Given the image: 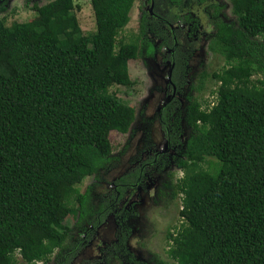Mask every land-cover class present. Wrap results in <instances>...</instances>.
<instances>
[{
    "label": "trees",
    "instance_id": "trees-1",
    "mask_svg": "<svg viewBox=\"0 0 264 264\" xmlns=\"http://www.w3.org/2000/svg\"><path fill=\"white\" fill-rule=\"evenodd\" d=\"M90 2L89 34L72 0L37 5L29 21H0V264L50 262L97 213L92 188L82 195L79 185L100 179L112 161L111 133H128L136 120L111 91L136 82L137 41H118L135 0ZM231 7L227 22L215 6L209 38L227 66L193 86L202 93L211 77L214 100L189 98L190 133L176 163L184 175L169 172L159 192L185 220L173 231L167 224V259L154 264H264V0ZM116 250L126 264H146Z\"/></svg>",
    "mask_w": 264,
    "mask_h": 264
},
{
    "label": "flooded vegetation",
    "instance_id": "flooded-vegetation-1",
    "mask_svg": "<svg viewBox=\"0 0 264 264\" xmlns=\"http://www.w3.org/2000/svg\"><path fill=\"white\" fill-rule=\"evenodd\" d=\"M40 1L0 0V21L4 19L7 21L9 15L13 16L20 7L28 8L35 15L33 10L35 6H43L54 0L44 4ZM227 4H231V0H135L131 12L135 18L131 39L137 41L138 52L134 63L136 65L141 62L145 66L143 83L148 86L137 110L136 120L141 121L140 125L131 128L132 134L128 133L129 141L114 156L112 162H116L115 159L118 158V164L124 162L123 166L119 167L120 170H114V174L117 175L113 177L116 178L115 180H121L122 176L127 177L137 170L140 172L125 183L114 182L113 190H117L114 197L111 194L96 197V185L92 183L86 185L83 193H87L89 188H92L90 194L93 203L96 204L97 213L90 215L82 228L76 229L81 235L77 240V247L81 248L80 252L90 247L96 256L101 254L98 257L101 264L107 251L111 250L117 254L116 248L122 247L130 253L134 252L128 247L131 246L128 240L131 234L139 235L140 231L136 225L140 227V220L144 227L149 229L148 237L156 229L159 215L157 208L150 204L156 195L153 197L152 186L149 184L151 180L147 185L140 184L142 175L144 171H155L159 175L158 178L153 174L147 176L160 182L162 176L160 172L175 167L176 162L180 160V155L176 157L173 153L177 148L182 149L183 153L181 144L186 142L190 133L186 125L189 98L196 96L193 86L197 85L199 75L207 67L205 63L207 59L205 61L204 59L209 50L211 35L205 29L215 28V6L220 8L218 17L225 20L222 12ZM74 6L76 11L78 6ZM154 124L159 128L158 136L155 135V130H152ZM132 136H134L133 142L130 140ZM177 139L179 141H176ZM140 142L142 144H139ZM131 146L136 152L130 153L127 160L121 161L122 156ZM140 192L143 193L141 196L143 199L139 198ZM103 200H106L104 205L101 204L103 210H99L101 207L98 205L104 202ZM158 200L162 204L159 196ZM138 207H143L145 210L141 218L138 217L140 216L137 212ZM128 216L130 219L134 218L132 223L128 221ZM145 222L149 225L145 226ZM118 223L117 237L113 236L110 242L98 240L101 228L116 226Z\"/></svg>",
    "mask_w": 264,
    "mask_h": 264
},
{
    "label": "rangeland",
    "instance_id": "rangeland-1",
    "mask_svg": "<svg viewBox=\"0 0 264 264\" xmlns=\"http://www.w3.org/2000/svg\"><path fill=\"white\" fill-rule=\"evenodd\" d=\"M48 1H51V0H41L40 2H42L44 4ZM72 1H73L74 5L78 6V8H76L75 12H76V15L78 17L80 27H81L82 31L84 32V34H89V33L95 32V30H96L95 16H94V12H93L90 0H88V1L72 0ZM226 6L227 7L222 12V14H223L225 20L227 22H229L233 18L232 13H231L232 7H231V4H227ZM7 14H9V12ZM14 15L13 16L9 15L10 17L6 21L7 26L13 25L14 22L29 21L35 17L33 12H30L28 10V8H22V7L18 8V11ZM134 25H135V18H134V14H132L129 24L120 32L119 37H118V41H121V40H124L126 42L131 41V38L133 37ZM205 30H207L209 35H211L210 37H212L213 29L211 27H206ZM204 61L207 64V67L205 68L204 71L209 73V74H212L213 72H221L227 66V63L225 62V59L223 57H221L218 54H212L209 52V50L207 51V55H206V58L204 59ZM138 63L136 65L134 62L133 63L131 62L129 64V72L131 75V79L136 80V82L133 86L125 87V86H117L116 85V86H113L111 88V91L115 92V94L117 95L119 100L121 102L133 107L136 110V113L140 107V102H141L142 98L146 95L145 91H146L147 86H148V84L145 86V84L143 83V80H145L144 79L145 66L141 62L139 64ZM204 80H205V88H204L202 93H196V97L200 101L208 100L209 102H211L212 100H214L212 97V95H214L212 93V91L216 90L217 86L211 77H205ZM200 83H201V81H199L197 84H200ZM140 122L141 121L135 120L134 124L131 125L130 128H137L140 125ZM152 130L153 131L155 130V133L157 136L159 135V128L157 127L156 124H154V127L152 128ZM128 133L132 134V131H129ZM128 133L125 135L124 134H117V132L111 133L110 139H111L112 145H113L112 155L118 154L121 151L123 145L127 141H129ZM134 136H132L130 138V140L132 142H133ZM185 138H186V136H185ZM139 144H142V142H140ZM133 152H136V149H134L131 146L129 151H127L122 156V160H127L130 157V153H133ZM174 153H173V156H176V157H178V155L181 156L182 149L177 148V149H175ZM123 164H124V162L119 163L118 167L123 166ZM116 165H117L116 162L109 163L107 168L102 173L103 174L105 173L106 177H111V174L109 176L107 174V171L112 170V172H113V170L118 168V167H116ZM170 171L175 174L174 180H178V179H180V176H182V172L180 170H177L175 167H171ZM165 173L162 174L163 179L165 177ZM111 179L114 180V178H112V177H111ZM91 180L92 179H90V178L85 180L84 183L79 186V190L81 189L83 192L85 190L83 188H85L86 185H88L91 182ZM99 188L101 190H103V189H106L107 186L106 185L100 186ZM175 202L177 204L181 205L182 196L179 195ZM143 211H144V209H143ZM168 213L170 216L173 217V219H170L168 214L166 215L163 212L159 213V214L163 215L165 218H161L160 216H158V222L156 224L157 227L152 233L153 237L151 236V234L148 237V235H147V232L149 231L148 228H145L142 226L140 228L139 235H137L136 233L131 234V237L128 240V242L130 241L129 243L131 246L128 245V242H127V245L130 249H132L134 251L133 253L139 259V262H145L146 264H152V262L154 261L156 256L162 257V259H167V250L169 249V243H170V241H168L166 239L167 224H170L171 228L173 229L174 226L179 225L182 221V219L179 218V216H178V211H177L174 204L169 207ZM136 228H139V226L136 225ZM104 229L106 231L102 230L100 232V234L98 235V240H100V239H102V240L112 239L113 238V232L108 227H105ZM75 238L73 239V241L75 240ZM68 244L70 245V243H68ZM73 246H74V242H73ZM112 254L113 253L108 252V255L107 256L105 255L104 258L101 260V262L103 264H126L125 262H119L118 261L119 259L115 254H113V255H115L118 260L114 259V256ZM91 258H92V252L90 250H86L82 254V258L81 259L78 258L75 262L73 261L74 263H72V264H95L97 261L90 262ZM84 260H86V261H84ZM154 262H153V264H154Z\"/></svg>",
    "mask_w": 264,
    "mask_h": 264
},
{
    "label": "clouds",
    "instance_id": "clouds-1",
    "mask_svg": "<svg viewBox=\"0 0 264 264\" xmlns=\"http://www.w3.org/2000/svg\"><path fill=\"white\" fill-rule=\"evenodd\" d=\"M205 73V71H203L200 75H199V79H198V82L199 81H201V75L202 74H204ZM212 97H213V99H214V95H212ZM213 101V100H212ZM211 101V102H212ZM213 104V103H212ZM138 112V111H137ZM136 115H137V113H136ZM131 130V128L129 129V131ZM125 134H127V133H125ZM124 134V135H125ZM155 135H156V133H155ZM114 156H115V154L114 155H111V158L113 159L114 158ZM182 156H183V153H181V156H180V159L182 158ZM115 161H116V163H117V165H116V167H118V161H119V158L118 159H115ZM121 161H122V159H121ZM112 162V161H111ZM112 163H114V162H112ZM177 163V162H176ZM175 168L177 169V170H180L181 172H182V176H180V178L181 177H183V175H184V172L179 168V167H177L176 165H175ZM115 170H120V168L118 167L117 169H115ZM123 170H121V172H122ZM137 171H139L140 172V170H137ZM167 171V172H166ZM136 172V171H135ZM163 172L165 173V177H164V179H163V177L162 176H160V182H158L157 180L155 181V180H152V178L151 177H149V176H147L148 174H153V175H155V176H157V178L159 177V175H157L156 174V172L155 171H150V172H147V171H144V175H142V179H141V183L140 184H142V183H144V185H147L148 183V181L149 180H151L152 182L151 183H149V184H151V186H152V188H151V191H152V194H153V197L156 195V197L155 198H153L151 201H150V204L153 206V207H155V208H157V214L161 217V218H165L163 215H161V214H159L160 212H163V213H165L166 215L168 214V216H169V218L170 219H173V217L172 216H170L169 215V213H168V209L169 208H164L163 206H162V204H160V202H159V200H158V196H159V192L160 191H162V190H165L164 188V186L162 185V183L163 182H167L168 181V173L169 172H171L170 171V168L168 169V170H163ZM163 172H160L161 174H163ZM107 174L110 176V174H111V177L113 178L114 176H117L116 174H114V170H113V172H112V170L111 171H107ZM101 177H100V179L99 180H95L94 179V177H89L90 179H94L93 181H92V184L93 185H96V197H99L100 195H103V194H111L113 197H114V195H116L117 194V190H113L114 189V184L115 183H117V184H119V183H122V182H120L119 180H115L116 178H114V180H112L111 179V177H106V175L105 174H103V173H101V175H100ZM123 177V176H122ZM121 177V178H122ZM88 178V179H89ZM101 179H103V180H101ZM106 180L109 182V183H107L106 182ZM115 182V183H114ZM134 182V181H133ZM91 183V182H90ZM107 186V188L106 189H103V190H101L99 187L100 186ZM80 186V185H79ZM84 189V188H83ZM110 190V191H109ZM80 191H81V194L82 195H85L83 192H82V190L80 189ZM104 192V193H103ZM112 192V193H111ZM142 192H140V196H139V198H141V199H143V197H141L142 196ZM179 195H181V196H183L182 195V193H179L178 194V196ZM160 197V196H159ZM178 198V197H177ZM150 200V199H149ZM149 200H148V202H149ZM177 200V199H176ZM104 202H102V204L104 205L105 204V202H106V200H103ZM91 202L93 203V201H92V196H91ZM93 204H95V203H93ZM79 206V205H78ZM176 207V206H175ZM143 207H138L137 208V212L140 214V216H138V217H140L141 218V216H143L144 215V213H145V210L143 211ZM180 210H182V209H184L183 208V205L181 204L180 205V208H179ZM177 211H178V209H177ZM178 216H179V218H181V216L179 215V211H178ZM133 219L134 218H131L130 219V216H128V221H131V223H132V221H133ZM182 219V221H181V223H183L184 222V218L182 217L181 218ZM180 223V224H181ZM147 225H149L147 222H145V226H147ZM111 226V227H110ZM141 226L142 227H144V224H143V222H142V220H140V227H139V231H140V228H141ZM178 226V225H177ZM157 227V226H156ZM155 227V228H156ZM108 228L113 232V236H115V237H117V235H118V229H119V223L116 225V226H112V225H109L108 226ZM106 231L104 228H101L100 229V232L101 231ZM149 230V229H148ZM155 230V229H154ZM153 230V231H154ZM174 229H172V231H173ZM153 231L151 232V236H152V233H153ZM72 233V237L70 238L71 240L68 242H66V244H65V246L62 248V249H57V251L51 256L52 258H51V261L50 262H44V261H35L34 262V264H72V263H74L78 258L79 259H81L82 258V254L86 251V250H90L91 252H92V250H91V248L89 247V248H87V249H85V250H83L82 252H80V250H81V248L80 247H77V240L80 238V236L81 235H79L78 233H77V231H76V229H74V231L73 232H71ZM76 237V238H75ZM153 237V236H152ZM75 238V240L73 241V239ZM151 239V238H150ZM105 241H108V242H110V239L109 240H105ZM73 242H74V246H73ZM68 243H70V245L68 244ZM170 243H171V241H170ZM170 245V244H169ZM98 252V251H97ZM108 252H111V253H113V254H115V252L114 251H107L106 252V256L108 255ZM112 254V255H113ZM110 255V254H109ZM117 257H118V261L119 262H125V256H122L121 254L120 255H118V253L117 254H115ZM115 255H113L114 257H116ZM60 256V257H59ZM101 256V254H99L98 256H96L93 252H92V258H91V260H90V262H95V261H97L95 264H101L99 261H98V257H100ZM103 256V255H102ZM18 258L20 257V256H17ZM68 259V260H67ZM123 260V261H122ZM74 261V262H73ZM84 261H86V260H84ZM107 261V260H106Z\"/></svg>",
    "mask_w": 264,
    "mask_h": 264
}]
</instances>
